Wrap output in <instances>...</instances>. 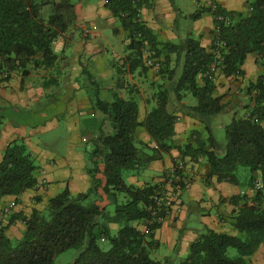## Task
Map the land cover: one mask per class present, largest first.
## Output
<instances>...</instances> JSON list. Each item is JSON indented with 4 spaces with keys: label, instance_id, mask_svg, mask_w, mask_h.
<instances>
[{
    "label": "trees",
    "instance_id": "obj_1",
    "mask_svg": "<svg viewBox=\"0 0 264 264\" xmlns=\"http://www.w3.org/2000/svg\"><path fill=\"white\" fill-rule=\"evenodd\" d=\"M152 1L106 0V7L127 34L135 60L142 63L145 45H150L153 57L161 59L154 48L155 38L140 16L141 9ZM249 5L248 13L221 8L232 21L220 33L225 46L219 67L226 75L240 74L247 56L258 55L261 72L247 87L254 105L247 106V115L235 116L226 125L223 154H219L211 134L204 139L197 130L179 148L183 157L190 156L191 160L199 155L207 158L208 178L216 176L220 182L238 184L239 168L247 167L251 173L249 184L253 186L257 180L254 173L260 175L262 187L252 198L245 193L230 199L240 204L231 217L236 234L206 229L178 263L170 257L158 260L151 256L158 245L154 231L160 223L148 224L146 232L134 223L151 218L148 206L160 185L137 186L127 183L124 175L175 147L177 117L169 109L170 89L164 84H160L156 105L144 121L139 120L138 101L124 98L114 89L111 101L95 96V106L106 115L111 131L100 132L94 141L88 168L93 178L91 188L78 195L66 188L49 199L45 211L33 210L20 239L10 238L7 226H3L0 264H55L56 257L69 249L80 250L72 264H250L249 257L264 242V0H250ZM203 12L199 10L190 17L197 19ZM76 17L71 0H0V74L15 70L26 74L30 64L34 68L55 65L58 56L53 43L70 32ZM215 45L214 41L207 49L191 36L181 43H164L169 52L176 53V65L170 69L171 60L166 57L160 73L167 72L169 79L178 77L174 88L177 98L181 99L182 89L189 90L198 101L191 109L203 117L226 108L221 98L214 96V79L206 75L215 61ZM201 74L205 76L203 84L198 80ZM139 127H144L157 143L153 153L144 151L145 144L137 140ZM37 169L36 159L24 140L12 141L0 162V200L35 188L39 183ZM104 196L114 206L113 211L100 205ZM111 222L118 225L115 233L109 226ZM230 247L237 250L235 256L229 255Z\"/></svg>",
    "mask_w": 264,
    "mask_h": 264
},
{
    "label": "crops",
    "instance_id": "obj_2",
    "mask_svg": "<svg viewBox=\"0 0 264 264\" xmlns=\"http://www.w3.org/2000/svg\"><path fill=\"white\" fill-rule=\"evenodd\" d=\"M217 2L228 12H249V0ZM207 3L208 0H153L151 5L141 9L140 16L155 38L154 48L158 49L161 62L170 58V69L176 65L177 55L169 52L164 43H181L191 36L199 40L201 46L212 47L215 41L214 18L204 7ZM75 9L74 27L53 43L58 56L55 65L34 68L30 64L28 73L15 70L0 79V162L12 141L24 140L38 162L39 182L35 188L27 189L19 196L7 195L0 200V204H15L5 225L6 234L12 239H20L26 224L23 220L35 209L45 211L49 199L64 189L78 195L91 188L93 178L88 168L94 141L100 132L111 131L106 115L95 106L96 95L89 85V81L97 79L102 84L98 93L101 99L111 101L114 89L124 98H135L139 104L140 121H144L156 105L157 86L164 84L170 89L169 109L177 117L173 136L175 147L162 153L161 158L141 164L127 173L128 183L161 186L168 171L180 160L196 169V175L181 194L179 204L182 210L166 217L154 231V239L158 242L155 251L159 258L170 257L178 263L206 229L236 234L231 217L240 204H233L230 199L245 193L250 198L255 195L256 190L249 184L250 171L243 181L240 180V186L220 182L216 176L208 178L210 165L204 155L191 160L190 156L183 157L179 148L189 142L191 133L197 130L204 139L211 134L217 142L219 154H223L213 134V123L222 120L223 115L228 116L230 122L235 116L247 115V106L254 105L247 87L261 72L258 55L250 53L247 56L240 74L226 75L219 69L212 75L216 84L214 96L220 97L226 108L219 114L203 117L191 109L198 101L189 90L182 89L181 99L177 98L174 88L178 77L169 79L167 72L161 74V70L156 72L135 60L127 34L106 7V0H78ZM199 10L205 12L192 19L190 15ZM179 19L186 21L185 25ZM181 26L185 27L184 32H180ZM106 27H110L116 37L110 38ZM177 31L181 35H177ZM109 48L114 57L112 67L107 54ZM180 62L181 68L183 58ZM204 77L201 74L198 78L201 84ZM204 127L209 131H203ZM136 137L145 144L144 151L150 150V153L157 148V143L144 127L137 129ZM100 166L103 169L104 165ZM254 175L260 179L258 173ZM99 203L108 209L112 205L106 196ZM134 224L141 231H147L145 221ZM109 226L114 233L118 230L117 223L111 222ZM249 262L264 264V242L249 257Z\"/></svg>",
    "mask_w": 264,
    "mask_h": 264
},
{
    "label": "built area",
    "instance_id": "obj_3",
    "mask_svg": "<svg viewBox=\"0 0 264 264\" xmlns=\"http://www.w3.org/2000/svg\"><path fill=\"white\" fill-rule=\"evenodd\" d=\"M213 14L214 18V32H215V48L213 52L215 54V61L211 64L206 75L212 77L220 69L222 48L225 46V42L220 37V33L223 26L229 25L232 18L227 13L221 11V7L217 0H208V3L204 5ZM140 35V34H139ZM144 63L156 72H159L162 68V62L160 59L151 55L150 47L145 45L144 47ZM7 72L0 74V79L6 77ZM196 175V169L192 164H189L185 160H180L175 164L173 169L168 171L165 177L164 183L154 192L152 195V202L148 206L150 219L145 220V225L148 230V224L153 222H163V220L174 212H180L182 210L179 200L182 192L188 185L189 181ZM262 187V182L257 179L253 185L254 190H258ZM15 204L9 202L6 204H0V229L7 224L8 219L14 212ZM26 218L23 220L26 223Z\"/></svg>",
    "mask_w": 264,
    "mask_h": 264
},
{
    "label": "rangeland",
    "instance_id": "obj_4",
    "mask_svg": "<svg viewBox=\"0 0 264 264\" xmlns=\"http://www.w3.org/2000/svg\"><path fill=\"white\" fill-rule=\"evenodd\" d=\"M73 1L74 3H76L78 0H71ZM250 1V0H249ZM179 21L185 25L186 21L184 20H180ZM187 24H189V22H187ZM185 30V27H180V32H184ZM106 32L108 33L109 37L110 38H113L116 37L115 35H113L112 33V29L110 27H106ZM179 31H177V35H181ZM179 33V34H178ZM180 37V36H178ZM109 51V52H108ZM107 51V54H108V58H109V64L111 65L114 61V57H113V54H112V51H111V48H109V50ZM112 67V65H111ZM89 85L90 87H92V91L93 93H95V95H97L100 91H101V82H99V80H95L94 82H91L89 81ZM160 87L157 86V90H159ZM230 122V119L228 118V116H225L223 115V118L222 120L218 121V122H214L213 123V134L214 136L216 137V139L218 140L219 144L221 145V149H222V152H224V149H225V145L227 143V137H226V125ZM205 125V124H204ZM207 128H203L202 130L203 131H206ZM85 145V144H83ZM82 147V146H81ZM85 148V146H83ZM150 150H148L149 152ZM153 150H151L150 153H152ZM36 163H38L36 161ZM249 169L247 167H240L239 170H238V176L240 178L241 181H243V177L245 175H247ZM127 173L128 171L125 172V175H124V178L126 180V182L128 183L127 181ZM241 181L237 184L238 186L241 185ZM109 209L110 210H113L114 209V206L113 205H110L109 206ZM80 250L79 249H69V250H66L62 253H60L57 257H56V260H55V264H72L74 259L78 256ZM237 254V250L233 247H230L229 248V255L230 256H235ZM151 256L155 259H158V260H162L161 258H159V255L158 253H156L155 249H153L151 251Z\"/></svg>",
    "mask_w": 264,
    "mask_h": 264
}]
</instances>
